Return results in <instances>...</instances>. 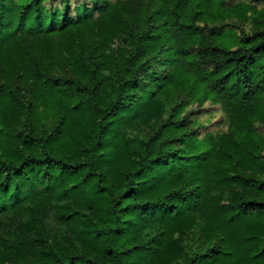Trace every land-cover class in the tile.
<instances>
[{"label": "trees", "instance_id": "obj_1", "mask_svg": "<svg viewBox=\"0 0 264 264\" xmlns=\"http://www.w3.org/2000/svg\"><path fill=\"white\" fill-rule=\"evenodd\" d=\"M0 264H264V0H0Z\"/></svg>", "mask_w": 264, "mask_h": 264}]
</instances>
